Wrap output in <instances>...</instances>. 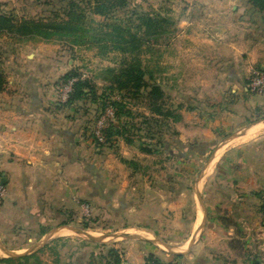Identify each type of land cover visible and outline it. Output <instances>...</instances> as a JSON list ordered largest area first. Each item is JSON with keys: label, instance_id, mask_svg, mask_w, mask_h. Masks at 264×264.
<instances>
[{"label": "rangeland", "instance_id": "374dc122", "mask_svg": "<svg viewBox=\"0 0 264 264\" xmlns=\"http://www.w3.org/2000/svg\"><path fill=\"white\" fill-rule=\"evenodd\" d=\"M67 2L0 0V13L15 23L45 21L55 14L62 18ZM127 2L115 17L131 19L130 31L140 39L137 51L0 33L3 86L18 76L43 95L52 118L61 114L68 163L78 162L66 169L60 216L51 211L30 223L0 225V259L35 254L9 264H144L141 246L146 245L164 263L194 264L189 250L198 245L199 264H250L247 235L263 231L264 212L255 220L249 212L256 206L249 197L243 209L227 206L240 190L249 193L256 179L241 173V165L250 162L237 158L239 141L223 142L240 129L228 126L231 106L241 104L236 93L243 88L248 96L264 94L246 90L247 79L264 72V64L230 45L264 37V13L247 0ZM222 10L226 24L209 26L208 19L215 17L211 11ZM138 15L155 19L157 26L135 29ZM132 64L149 87H160L162 98L150 96V88L119 91L103 80L107 69L118 72ZM76 80H87L90 92L86 89L87 96L67 104ZM116 102L125 108L116 111ZM153 104L179 120L153 113ZM259 119L264 120V111L242 122ZM110 125L125 126L130 142L110 136ZM52 185L46 180V187ZM241 215L248 220L238 226L234 219ZM205 221L211 231L201 236ZM219 226L226 228L225 235H219ZM137 231L148 236L133 235ZM202 247L210 251L204 254Z\"/></svg>", "mask_w": 264, "mask_h": 264}, {"label": "crops", "instance_id": "0c3cea01", "mask_svg": "<svg viewBox=\"0 0 264 264\" xmlns=\"http://www.w3.org/2000/svg\"><path fill=\"white\" fill-rule=\"evenodd\" d=\"M211 13L215 17L208 19L209 26L214 27L216 23L219 26L226 24L224 19L226 12L222 10L218 13L211 11ZM227 14H229L228 11ZM256 27L259 28L258 25ZM216 35L219 36V33ZM259 38L260 36L257 35L256 40L245 39L230 45L239 52L249 51L248 54L254 63L264 64V37L258 40ZM6 85L0 88V176L5 188V195L0 199V225L7 221L18 225L30 223L35 221L34 219L40 213L45 215L50 214L51 211H59L60 216L61 208L66 202L65 182L63 181L66 169L71 165L76 167L78 163L76 161L68 163L69 159L65 154L67 136L61 126V114L52 118L50 111L47 110L46 101L42 98L43 95L26 87L25 82L21 81L18 76L9 77ZM236 95L240 96L238 101L241 104L231 106L230 110L234 114H232L231 125L228 123V126L237 127L239 125L240 129L236 136H230L223 144L232 140L239 141V148L242 152L236 154L237 158L240 156V159L250 162L241 165V173L251 176L252 182L255 178L256 186L250 189V194L240 190L238 195L227 200V206L243 209L246 207L244 201L250 198L252 205L256 207L251 208L249 213L254 216L255 220H261L258 215L261 213L260 206L264 201V137L262 136L264 135V120L259 119L252 124H243L242 121L255 116L256 111L260 113L264 111V94L248 96L242 88ZM212 124L210 121L207 126H212ZM46 180L52 182L53 185L46 187ZM244 220H248L246 215H241L237 220L234 219V224L240 226L239 224H243ZM207 223L205 221L201 236L211 231ZM217 229L220 231V236L222 233V235L226 234L224 232L227 231L226 228L219 226ZM262 229L264 231V227ZM263 231L250 232L247 235L250 242L248 247L251 248L252 254L250 264H253L254 260V264L257 262L264 264ZM133 235L148 236L147 233L140 231L134 232ZM141 247L143 257L140 263H143L149 254L155 255V251L146 245ZM197 249L198 245H193L189 250V256L197 260L194 264L200 263L198 257H195ZM202 249L204 254L210 251L208 247H202ZM219 260L221 261V258Z\"/></svg>", "mask_w": 264, "mask_h": 264}, {"label": "trees", "instance_id": "16d2710c", "mask_svg": "<svg viewBox=\"0 0 264 264\" xmlns=\"http://www.w3.org/2000/svg\"><path fill=\"white\" fill-rule=\"evenodd\" d=\"M247 2L254 9L264 13V0H247ZM127 5V0H68L66 8L63 10L62 18L55 14L53 19L45 21H22L20 23H15L5 14L0 13V33L13 32L21 37H39L44 40L56 37L59 40L67 39L70 43L79 46L86 44L95 45L103 51H137L140 48V39L137 37V33H132L130 31L129 25L131 24V19L123 21L115 17V14L120 10H123ZM87 10L90 12V16L86 13ZM92 16L102 17L105 22H96ZM137 18V20H139V25H136L135 27L137 30H140L144 26L148 29L155 28L157 26V21L151 17L138 15ZM105 72L108 73L109 76L103 80L110 82L113 86H116V89L119 91L131 89L133 92H137L142 88H150L149 95L154 99H160L163 96L160 87H149V85L143 81L140 69L136 68L133 64L121 68L118 72L110 68ZM3 85L4 79L0 74V88H2ZM86 89H90L89 82L87 80H76L73 82L71 92L68 95L66 103L69 104L87 96L88 94L85 91ZM246 90L248 91L247 87ZM114 104L116 111H122L125 108L124 104L120 102H116ZM151 110L159 116L170 117L175 121L179 120V117L174 115L173 112L169 110L163 111L158 105L153 104ZM123 130H125V126H118L115 128L113 125H110L109 135L120 136L126 142H130ZM140 150L148 154L152 152L147 147H140ZM261 209L264 212V201ZM34 257L35 254H31L29 256L18 257L16 259H0V263L9 264L15 260L28 261ZM144 264L171 263H164L155 255L149 254L146 257Z\"/></svg>", "mask_w": 264, "mask_h": 264}, {"label": "built area", "instance_id": "2783aa9c", "mask_svg": "<svg viewBox=\"0 0 264 264\" xmlns=\"http://www.w3.org/2000/svg\"><path fill=\"white\" fill-rule=\"evenodd\" d=\"M247 89L252 93H261L264 91V72L257 71L247 79ZM5 195V188L0 176V199Z\"/></svg>", "mask_w": 264, "mask_h": 264}]
</instances>
